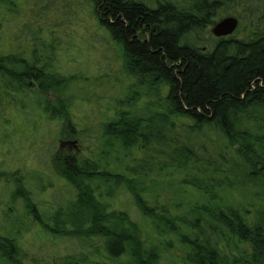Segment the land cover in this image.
Segmentation results:
<instances>
[{
  "label": "trees",
  "instance_id": "16d2710c",
  "mask_svg": "<svg viewBox=\"0 0 264 264\" xmlns=\"http://www.w3.org/2000/svg\"><path fill=\"white\" fill-rule=\"evenodd\" d=\"M226 17L249 25L245 38L200 37ZM65 23L106 39L121 85L97 147L56 154L51 168L26 152L50 135L76 139L86 101L69 92L83 73L56 52L77 39ZM0 133V184L14 180L3 185L0 264H19L29 230L79 244L70 264H264V0H0ZM53 177L72 197L47 209L34 192ZM190 193L204 203L184 207ZM121 196L139 214L115 210Z\"/></svg>",
  "mask_w": 264,
  "mask_h": 264
},
{
  "label": "rangeland",
  "instance_id": "374dc122",
  "mask_svg": "<svg viewBox=\"0 0 264 264\" xmlns=\"http://www.w3.org/2000/svg\"><path fill=\"white\" fill-rule=\"evenodd\" d=\"M63 27H65V31L72 32V34H74L77 39H75V41L72 43H69L66 39L59 40L56 52H59L60 62L66 71L68 69L75 70L74 72H78L80 70V72L83 73V76L80 75L77 77L76 80L78 81H73V83H71V86H74V88L69 89V92L72 93L80 91L81 93L78 95L82 99H86V101L77 103V107L75 108V112L79 115V117L75 119V128L76 130H79L77 134L78 137L76 139L63 140V137H55L54 139L52 138V135H50L47 137V139H44L45 143H39L41 146L40 148L33 149L31 147V149H28L26 152L28 158L35 156V158H38L39 160L41 159L40 161L42 163L48 160L49 164L52 163L50 159H53L55 162L54 156L56 154L60 155V157H63L67 154H74L75 149L66 150V147H69L73 142H75L76 145H80L79 152L80 154L84 155H88L93 149L97 147V137H99L103 130L101 122L104 120V115L102 112L108 107L112 108L115 102L119 99L118 89L121 85L120 81H116V76L119 72V63L116 61H118L119 58L116 55V51L105 42L106 39L101 37L100 34L95 33V30L92 28L91 24H88L87 29L84 27L75 28L73 26L75 28L74 30L70 23H65ZM212 28L213 26L207 29L200 37L210 39V42H213V40L217 38L213 37L214 39H211L210 34H212ZM85 30H87L91 37L93 34L96 38L92 37L88 38L87 40L82 39L81 33H83ZM248 30V24L241 25L239 29L236 30V32L231 36V38H245ZM56 32L58 34L63 31L57 30ZM84 68H86V70H84ZM106 75H108V77H106ZM80 77L86 79L82 81L80 80ZM35 127L37 131L39 127L43 128V125H36ZM1 136L2 134L0 135V138ZM53 139L54 141H52ZM47 142H51V146L54 148L51 153L47 152L48 149L46 151V148H49V143L47 144ZM20 155H24V150L20 151ZM4 159H6L7 163L10 165L13 164V161L10 160V157L7 158L5 155ZM26 166L30 173L34 171L36 175H38V172L43 171L41 164H37V160H33L32 162L28 163L26 161ZM52 166L54 165L51 164V168H53ZM10 168H12V171L15 170L14 165L10 166L8 169ZM46 171L49 172L48 169H46ZM8 172L10 174L13 173L11 171ZM51 175L53 176L55 174ZM5 181L9 182L8 186H11L14 180L8 175V177L3 178V181L0 184V220L3 219V214L5 213L6 209V199L3 195V185H7ZM36 190L34 194H36V197L38 196V201L44 203L45 206L51 205L49 206L50 208L47 207V209H53L51 208L52 206H57L62 200H67L68 198L72 197L71 192L73 189L69 188L63 179L58 180L53 177L52 180L47 182L45 186L40 187L37 192ZM5 193L7 192L4 191V194ZM230 195L232 196L231 193H223L222 197L229 201L228 198ZM187 196L184 200L186 203L184 207H187L189 204L191 205L194 201H197L200 204L204 203L199 200L200 197L196 194L190 193L188 199ZM163 203H165V200H163ZM246 203L249 204L247 208L253 211L259 206L258 203L251 197L246 198ZM114 208L117 211L123 210L129 214H139L130 196H121L115 198ZM254 215L255 214H250L251 217ZM137 220L141 221L139 218ZM19 224L22 226V220L19 221ZM10 228L13 229L18 227L14 225ZM143 228L147 230L145 226H143ZM205 229L206 231L208 230L207 224L205 225ZM29 231L28 233H25L19 241L20 247L16 256L17 262L19 264H70V257L76 258L81 254L79 244L73 245L69 241H62L56 239L55 237L52 238V241H50L51 238L46 240V236L44 234ZM215 239H217L216 236ZM171 253L176 255L178 258L182 257V253L176 248L173 249Z\"/></svg>",
  "mask_w": 264,
  "mask_h": 264
},
{
  "label": "water",
  "instance_id": "95a60500",
  "mask_svg": "<svg viewBox=\"0 0 264 264\" xmlns=\"http://www.w3.org/2000/svg\"><path fill=\"white\" fill-rule=\"evenodd\" d=\"M239 26V20L236 17H226L216 23L212 28V35L215 38H226L232 36ZM76 145L75 142L71 143Z\"/></svg>",
  "mask_w": 264,
  "mask_h": 264
},
{
  "label": "flooded vegetation",
  "instance_id": "af4514ba",
  "mask_svg": "<svg viewBox=\"0 0 264 264\" xmlns=\"http://www.w3.org/2000/svg\"><path fill=\"white\" fill-rule=\"evenodd\" d=\"M70 140V139H69ZM71 149H75V153L79 154V149H80V145H74V144H70L69 147H66V150H71Z\"/></svg>",
  "mask_w": 264,
  "mask_h": 264
}]
</instances>
